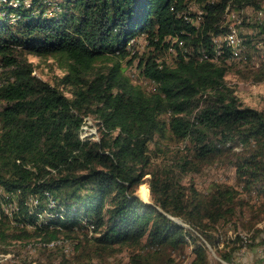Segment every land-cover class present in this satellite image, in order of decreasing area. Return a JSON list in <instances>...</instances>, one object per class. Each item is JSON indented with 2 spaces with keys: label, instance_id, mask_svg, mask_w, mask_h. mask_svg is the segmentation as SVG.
Segmentation results:
<instances>
[{
  "label": "trees",
  "instance_id": "16d2710c",
  "mask_svg": "<svg viewBox=\"0 0 264 264\" xmlns=\"http://www.w3.org/2000/svg\"><path fill=\"white\" fill-rule=\"evenodd\" d=\"M1 2L0 242H40L66 256L62 233L78 238L84 256L144 240L174 249L192 242L197 264L207 263L202 239L217 245L216 226L235 213L239 191L217 185L205 196L183 174L242 145L237 173L264 193V109L243 105L226 79L228 46L212 59L214 38L229 31L227 13L259 0ZM169 48L175 64L159 60ZM27 54L53 58L64 74L44 80ZM136 61L152 90L127 73ZM257 70L264 80V66ZM87 116L100 139L81 137ZM167 138L188 151L157 164L150 145ZM147 174L152 202L137 195ZM64 255L56 264H69ZM84 256L78 264H94ZM131 261L146 263L140 254Z\"/></svg>",
  "mask_w": 264,
  "mask_h": 264
},
{
  "label": "rangeland",
  "instance_id": "374dc122",
  "mask_svg": "<svg viewBox=\"0 0 264 264\" xmlns=\"http://www.w3.org/2000/svg\"><path fill=\"white\" fill-rule=\"evenodd\" d=\"M259 2V7L250 4L234 8H239L236 10H241L243 13V22L239 32L244 39L245 48L240 59L228 61L230 68L226 79L236 87V93L243 105L261 110L264 109V80L256 79L255 75L259 72L257 69L264 66V45L260 44V42L264 44L262 28L264 0H259ZM189 6L192 11L199 10L194 2ZM144 46L143 37H140L138 49L144 52L146 49ZM161 54L159 60L175 64L177 57L175 48H169ZM26 56L29 61L34 63L35 73L44 80L56 83L58 78L64 74L63 69L53 58H43L34 54ZM127 73L133 82L141 85L144 90L153 89L154 85L142 74L138 61L127 67ZM101 134L97 120L92 116H87L81 136L84 139L90 137L93 140H98ZM161 144L152 142L150 145L152 159L157 164L168 159L165 158L166 156L171 161L170 156L179 149L184 154L188 151L186 142L175 143L167 138L163 139ZM234 151L216 156L212 162L197 163L195 169L190 168L183 174L182 182L187 186L194 184L205 196L217 185H231L239 191L235 213L221 220L216 226L215 231L219 240L217 245L210 244L204 237L202 239L207 246V263L205 264H261V260L264 259V193L260 190V185L253 187L246 185L237 173V160L239 156H242L241 153L248 152V150L244 146L238 145L234 147ZM150 178L151 174H147L144 177V183H142L148 186L149 192L147 190L139 191L142 184L137 189V193L141 192L148 198L146 200L148 202H152ZM73 235L82 237V233L78 230ZM60 238L57 243L65 242L67 244V251H65L68 253L67 256L61 251L62 249L48 248L40 242L30 244L20 241L12 244L0 242V264H35L37 262L56 264L61 261L63 255L69 259V264H78L79 257L88 254V251L82 252V249L76 248L78 238H69L64 233ZM219 251L232 255L233 261H225ZM93 253L94 256L91 255ZM135 254H140L143 261L151 264H197V253L192 242L174 249L153 247L146 240L138 246L116 245L113 251L104 252L101 256L90 252L88 256L83 257V260L86 257H91L94 264H135L134 261H131Z\"/></svg>",
  "mask_w": 264,
  "mask_h": 264
},
{
  "label": "bare ground",
  "instance_id": "6f19581e",
  "mask_svg": "<svg viewBox=\"0 0 264 264\" xmlns=\"http://www.w3.org/2000/svg\"><path fill=\"white\" fill-rule=\"evenodd\" d=\"M1 3L2 2L0 0V4ZM14 5H17L16 2H14ZM226 21L227 23L228 22L230 23V26L228 25L229 31L226 34H223L217 37H215L216 35L214 36L215 37L214 38L215 53H214V56L212 55V59L214 60H220V58H222L225 55L226 49H225L224 44L228 46V48L230 49L229 57L227 58L228 60L240 59L243 54L244 48H245L244 39L239 32V28L243 22V13L241 12V10H235V9L231 10L226 15ZM209 56L210 54L206 52L202 54V58H208Z\"/></svg>",
  "mask_w": 264,
  "mask_h": 264
},
{
  "label": "water",
  "instance_id": "95a60500",
  "mask_svg": "<svg viewBox=\"0 0 264 264\" xmlns=\"http://www.w3.org/2000/svg\"><path fill=\"white\" fill-rule=\"evenodd\" d=\"M137 195H139L138 193H137ZM140 196V195H139ZM142 198V197H141ZM143 199V198H142ZM144 200V199H143ZM146 201V200H145Z\"/></svg>",
  "mask_w": 264,
  "mask_h": 264
},
{
  "label": "built area",
  "instance_id": "2783aa9c",
  "mask_svg": "<svg viewBox=\"0 0 264 264\" xmlns=\"http://www.w3.org/2000/svg\"><path fill=\"white\" fill-rule=\"evenodd\" d=\"M201 13V11H199Z\"/></svg>",
  "mask_w": 264,
  "mask_h": 264
}]
</instances>
